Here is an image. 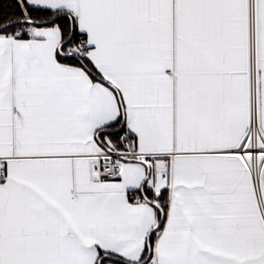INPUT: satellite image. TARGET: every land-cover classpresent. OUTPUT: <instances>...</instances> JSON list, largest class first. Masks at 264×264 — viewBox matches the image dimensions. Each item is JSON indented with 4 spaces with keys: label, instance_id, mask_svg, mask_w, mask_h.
I'll list each match as a JSON object with an SVG mask.
<instances>
[{
    "label": "snow or ice",
    "instance_id": "6c2138e0",
    "mask_svg": "<svg viewBox=\"0 0 264 264\" xmlns=\"http://www.w3.org/2000/svg\"><path fill=\"white\" fill-rule=\"evenodd\" d=\"M0 264H264V0H0Z\"/></svg>",
    "mask_w": 264,
    "mask_h": 264
}]
</instances>
